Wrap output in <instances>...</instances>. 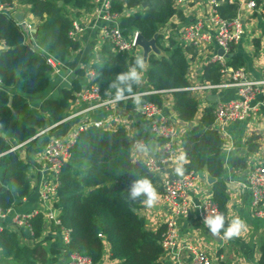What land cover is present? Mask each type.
Masks as SVG:
<instances>
[{"label":"trees","instance_id":"16d2710c","mask_svg":"<svg viewBox=\"0 0 264 264\" xmlns=\"http://www.w3.org/2000/svg\"><path fill=\"white\" fill-rule=\"evenodd\" d=\"M0 1L8 7L15 4L29 6L30 12L40 19L35 36L63 61L68 60L81 45L79 39L71 35L73 19L68 12L69 7L76 9L77 13L93 7V0ZM145 1H148V5L143 8ZM217 1L215 8L221 17L231 19L238 14L240 0ZM256 3L262 5L264 13V0H256ZM132 9L137 10L125 14L126 10ZM112 10L121 15L120 26L125 34L138 31L150 40L159 33L156 44L161 53L149 55L144 81L135 90L157 91L145 94L143 99L144 102L151 101L160 106L164 93L161 91L173 90L170 93L179 118L185 122H195L182 138L184 154L189 161L185 165L184 176L206 170L215 177L213 199L220 213L226 216L228 194L222 179L224 162L221 158L224 140L213 127L216 103L206 106L199 115L200 102L191 90L185 89L191 85L187 77L190 66L187 55L193 52V47H183L170 37L167 43L159 32L173 16L184 18L182 10L175 7L174 0L114 1ZM255 42L256 46H260L259 40ZM2 43L5 47L0 50V78L6 87L19 82L20 88V92L13 95L6 88H0V211L7 212L18 198L23 199L31 192L28 173L32 162L22 156V147L33 146L38 138L33 137L48 127L49 119L51 124H63L61 121L67 117L66 111L76 95L65 88L59 97L45 99L40 105L39 114L33 112L27 95L40 94L49 89L54 68L48 62L46 52L25 42L22 25L8 13H0ZM137 56L116 52L110 41L104 44L99 59L92 63L95 81L100 86L103 98L109 97L106 94L109 82L118 73L126 71ZM88 59L85 56L82 61L87 62ZM244 63L243 57L237 54L226 58V65L234 68ZM221 68L220 62L209 63L200 82L219 83L222 80ZM79 71L83 73L82 69ZM118 106L130 116L136 112L131 100L120 102ZM255 139L256 136L248 140L250 150L257 148L253 142ZM132 142L122 126L106 129L90 125L79 133L71 156L62 168L53 201V207L59 210L61 223L50 225L57 233L62 248L89 255L97 262L103 258L107 243L109 258L115 264H164L166 224H161L156 230L149 228L146 216L140 213L144 206L141 203L143 197L132 202L127 199L126 192L131 183L141 177H148L161 192L162 179L150 172L141 159H133ZM247 160V156L237 157L232 164L235 168H245ZM174 168L175 165L169 169L171 176L180 178L174 174ZM30 223L33 235L28 228H23L22 232L8 227L0 228V256L9 260L10 264H49V254H55L58 249L54 244L47 247L40 240L48 225L42 213L31 218ZM62 228L70 230L69 245L63 243ZM28 239L34 243L28 244ZM259 249V264H264V238Z\"/></svg>","mask_w":264,"mask_h":264},{"label":"crops","instance_id":"0c3cea01","mask_svg":"<svg viewBox=\"0 0 264 264\" xmlns=\"http://www.w3.org/2000/svg\"><path fill=\"white\" fill-rule=\"evenodd\" d=\"M174 2L175 7L182 10L184 18L178 15L173 16L168 23L160 28L159 32L164 35L167 43L170 37L183 47H193L191 48L195 54L192 52L187 55L190 60L187 77L192 84L194 82L201 83L199 79L203 75L209 61L215 54H218L219 46L214 40L216 28L209 22H205L203 24L204 32H208L213 39L211 42L201 39L198 45L184 38L181 30L190 23L202 18L206 19V16L211 13L212 5L208 0H174ZM94 5L95 2L93 0L91 9H83L79 13H77L76 9L69 7L70 17L83 23L85 30L77 37L81 44L80 47L73 51L71 57L65 61L49 51L35 36V29L40 23V19L30 12L29 6L15 4L11 7V16L17 11H23L25 14L24 22L21 24L25 31V42L33 48L46 52L47 55H52L56 61V68L53 70L49 89L40 94L27 95L31 108L36 114L40 113V105L45 99L59 97L63 89H70L74 94H77L88 86L89 80L86 76V69L93 67L92 63L99 59L104 44L109 42L108 39L104 40L101 35L100 27L105 22L93 13ZM137 9L126 10L125 14H131ZM238 15L244 27L243 37L238 44L233 45V52H228L227 54H237L243 57L245 63L241 67L245 69L250 78H264V13L262 12V5H259L256 10L241 7ZM29 26L31 27L30 29ZM131 33L133 32L129 34ZM257 40L260 41V46H256L255 41ZM141 51L143 54L142 48ZM135 55L141 56L140 54ZM85 56H88L89 61H82ZM147 64L148 60L146 67ZM81 69L83 73L79 71ZM0 88H6L10 95L20 92L19 82L14 86L6 87L1 78ZM213 93L218 94L219 102L234 98L237 95L235 90L231 88L223 89L219 92H207L204 97L199 99V115L206 106L213 104L207 99V96ZM162 98L163 112L171 119L178 130V137L175 142L177 153L178 155L184 154L182 146L183 135L195 122H185L179 118L173 107L174 98L172 93H163ZM252 106L253 110L250 116L244 120H234L227 123L224 134L220 133L224 140L221 152V158L224 162L222 179L226 183L228 194L227 213L225 216L227 225L225 228L231 220L239 217L246 223V230L231 239L222 238L223 230L220 236H214L201 223L198 209L192 208L193 210L187 216L179 218L177 242L173 247L165 248L166 252L162 257L164 264H191L192 254L187 249L185 250V247L189 244L208 250L209 254L215 258L214 264H259V245L264 238V216H257L254 213L252 207L253 193L249 187V172L254 165L264 164V95L256 96L252 101ZM87 107V102L73 100L66 111L67 117H69L68 120L62 121L64 123L60 126L57 124L58 127L56 125L45 133L38 135L33 146L24 145L22 147L20 151L22 156L32 162V167L28 173L31 181V192L29 196L23 199L18 198L13 204L9 210L10 218L17 213L26 214L34 208H40L42 211H48L52 208V203L44 202L36 191L38 184L49 176L43 162L44 149L52 138H67L79 124L89 120L105 118L113 110H116V115L111 119L110 125L107 126L108 129L122 126L132 140L141 139L147 145H149L151 140H155L157 143L156 152L151 149L150 152L152 153H159L160 145L167 139L157 136L154 132L152 121L143 118L138 112L130 116L128 112L121 109L117 104L84 111ZM45 116L48 115L45 114ZM51 123V119H49L48 127L52 125ZM254 136H256V139L253 142L257 145V148L250 150L248 140ZM143 156L142 154L133 153L134 160H139ZM242 156L248 157L247 166L245 168H235L232 164L233 159ZM207 174L206 170L196 173L194 184L188 192V198L192 201L190 204L194 202L200 203L208 194L213 195V188L208 183ZM158 194L155 205L152 207L144 205L140 209V213L146 216L148 227L152 230H156L163 223L167 211V204L164 198L160 192ZM46 226V230L40 240L47 247L54 244L58 248L55 254H49V264H60L69 259L70 251L62 248V244L57 238V233L51 229V225ZM13 227L14 225L11 226V228ZM27 243L33 244L34 242L28 239ZM104 254L105 264H115V261L109 258V245L105 246ZM8 263L10 264V261L5 259L4 264Z\"/></svg>","mask_w":264,"mask_h":264},{"label":"built area","instance_id":"2783aa9c","mask_svg":"<svg viewBox=\"0 0 264 264\" xmlns=\"http://www.w3.org/2000/svg\"><path fill=\"white\" fill-rule=\"evenodd\" d=\"M127 0H94L95 5L93 13L105 23L100 27L101 35L104 40L108 39L113 44V49L119 53H125L127 56L135 55L132 50L137 47L136 39L138 31L131 34H125L120 26L121 15L112 10L113 2ZM212 5L211 13L206 16V19H200L196 22L190 23L187 27L181 30L184 38L189 39L194 44L198 45L202 39L206 42H211L212 37L208 32H204V23L209 22L215 28L214 40L226 52L231 51L233 45L238 44L244 33L243 23L237 14L231 19L223 18L219 15L217 9V0H208ZM246 7L248 9H257L258 5L256 0H240V8ZM11 7L6 6L0 1V13L10 14ZM239 13V12H238ZM11 15V14H10ZM24 22V21H23ZM21 22L20 24H22ZM31 27L29 26V29ZM85 30V25L78 19L73 20V29L71 35L77 38ZM3 48L5 47L0 44ZM139 47V46H138ZM48 62L56 68V61L52 55H48ZM220 62L222 65L221 74L222 80L219 83H198L194 82L185 89L191 90L195 98L199 101L201 97L208 92H219L223 89L231 88L236 92L234 98L228 99L223 102L216 103L215 107V121L213 127L221 134L225 132V125L234 120H244L250 116L253 110L252 101L258 95H264V78L254 79L250 78L243 67L234 68L226 65L224 55L215 54L209 61ZM208 63V64H209ZM86 76L88 77L89 84L86 88L79 91L75 100L88 103V107L84 111H90L107 105H114L110 98H103L101 96L100 86L95 81V71L93 67L86 69ZM173 90H164L161 92L167 93ZM157 91H144L142 93L148 94ZM143 118L151 120L153 129L157 136L167 138L160 145L159 153L149 152L144 155L141 160L145 163L150 172L158 174L162 179V191L160 192L167 204L166 216L162 224H166L167 230L164 238V247H173L177 242L179 235L178 226L179 218L187 216L192 208L198 209L200 214L201 223L204 225V219L207 214L213 211L219 212L218 205L213 199V195H206L200 203L192 202L188 197V192L194 184L196 174H188L184 177L176 178L171 176L169 169L175 165L176 157L178 156L177 148L175 146L178 137V130L176 125L171 119L163 112L162 106L155 102L147 101L141 106L139 111L135 110ZM116 115V110H113L109 116L98 119L89 120L81 123L67 138H52L45 146L43 153V162L45 169L48 172V177L36 187L39 197L47 203H52V208L48 211H42L40 208H34L26 214L17 213L10 218L9 209L7 212L0 211V228L14 225L12 229L17 231L28 228L31 235L30 219L42 213L49 224L60 225L61 221L56 215V209L53 207V201L56 197L59 188V177L64 166V163L70 158L71 150L78 140L79 133L87 126H96L99 128H108L110 121ZM66 117L62 121L68 120ZM61 121V122H62ZM58 123L52 124L49 127L40 130L33 138L40 134L45 133L48 129L56 126ZM137 142L147 144L141 139H134L132 142V154H139L134 150V145ZM24 145L20 144L17 147ZM15 148H13L14 150ZM140 160V159H139ZM249 187L253 193V210L255 215L264 216V164H256L249 172ZM10 220V221H9ZM208 229L207 227H205ZM100 236L103 235L100 233ZM62 240L65 245L71 242L70 230L62 228ZM107 245V243H105ZM192 254L191 264H214L211 255L206 249L196 245H188L185 250ZM60 264H105V254L100 261H94L89 255L79 252H70L69 259L61 262Z\"/></svg>","mask_w":264,"mask_h":264},{"label":"clouds","instance_id":"9594fccd","mask_svg":"<svg viewBox=\"0 0 264 264\" xmlns=\"http://www.w3.org/2000/svg\"><path fill=\"white\" fill-rule=\"evenodd\" d=\"M146 69V61L143 56H137L132 65L127 68L126 71L118 73L114 79L108 84L107 93L112 103H120L127 100H131L133 107L139 111L144 104V93L136 91L139 88L143 79V72ZM134 150L142 155H147L151 148L147 144H141L137 142L133 146ZM186 154H181L176 157L174 174L178 177H184L188 164ZM127 199L135 202L141 200V203L147 207H152L156 204L158 199V191L153 185L152 181L148 177H141L135 179L130 187L127 189ZM226 219L223 213L213 211L211 214H207L204 219V225L210 230V233L215 236H220L223 230V237L231 239L239 236L243 230H246V223L239 217L234 218L228 223L225 228Z\"/></svg>","mask_w":264,"mask_h":264},{"label":"water","instance_id":"95a60500","mask_svg":"<svg viewBox=\"0 0 264 264\" xmlns=\"http://www.w3.org/2000/svg\"><path fill=\"white\" fill-rule=\"evenodd\" d=\"M62 1L59 2L60 5H62ZM148 5V1H145L142 5L143 8H145ZM13 18L18 22L21 23L24 21L25 18V14L23 11H17L13 14ZM36 31V29H35ZM159 33H156L155 36L148 40L146 38H144L140 33H138L137 39H136V43L139 47L142 48L143 50V54L142 56L145 58V61L147 62L148 57L151 53H156V54H160L161 50L160 48L157 46L156 44V39L158 38ZM263 42H264V37H263ZM3 49V47L0 45V50ZM218 54L219 55H224L225 57H229L232 56L233 54H226L225 50L223 48H219L218 50ZM207 99L209 101H211L213 104L218 103L219 102V96L216 93L213 94H209L207 96ZM3 136H5V133H2ZM149 146L150 148L153 150V152H156V146L157 143L155 140H151L149 142ZM207 180L208 183L213 185L216 181V178L213 177L210 173L207 174ZM56 215H59V210L56 209L55 211ZM215 236V235H214Z\"/></svg>","mask_w":264,"mask_h":264},{"label":"rangeland","instance_id":"374dc122","mask_svg":"<svg viewBox=\"0 0 264 264\" xmlns=\"http://www.w3.org/2000/svg\"><path fill=\"white\" fill-rule=\"evenodd\" d=\"M132 53H134V54H140L141 56H142V51H141V47H135L133 50H132ZM208 251V250H207ZM209 253V252H208ZM211 257H212V259H213V262L215 263V258L211 255ZM0 258H2V259H0V264H4L5 263V259H3V257L2 256H0ZM9 259V258H8ZM9 264V263H8Z\"/></svg>","mask_w":264,"mask_h":264}]
</instances>
